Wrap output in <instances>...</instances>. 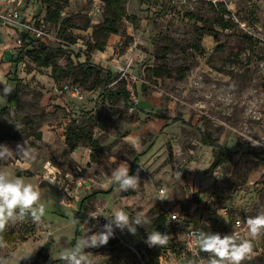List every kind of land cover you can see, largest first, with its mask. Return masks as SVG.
I'll list each match as a JSON object with an SVG mask.
<instances>
[{
	"label": "rangeland",
	"instance_id": "374dc122",
	"mask_svg": "<svg viewBox=\"0 0 264 264\" xmlns=\"http://www.w3.org/2000/svg\"><path fill=\"white\" fill-rule=\"evenodd\" d=\"M43 1L26 0L19 18L12 19L0 0V88L19 90L7 104L8 115L0 116V135L15 140L0 144L15 150L25 143L29 152L28 158L0 161V171L31 172L21 176L47 205L41 222L26 217L5 226L0 259L59 262L63 236L75 238L74 217L81 221L79 240L109 222L89 214L108 215L117 206L130 216L143 214L147 225L137 226L135 234L115 228L106 245L85 249L93 264H147L156 247L145 241L163 213L171 243L182 241L185 226L229 234L241 220L239 238L252 243L244 264H264V234L253 238L246 223L264 214V0H224L221 12L205 3L177 9L158 0H123L134 23L123 15L110 36L100 32L105 20H114L104 0H59L64 8L56 23L45 20ZM23 34L54 50L59 66L69 71L70 60L76 71L57 82L51 69L26 57L12 65L19 51L14 43ZM86 61L104 71L101 87H82ZM104 85L129 91L130 101L103 96ZM4 101L0 94V105ZM70 125L87 128L103 147L98 163L88 143L80 142L74 152L66 147ZM204 132L230 150L228 164L213 168L217 150L202 143ZM136 157L137 187L107 193L115 166L131 167ZM171 213L179 214L178 222L170 221ZM42 250L46 262L39 257Z\"/></svg>",
	"mask_w": 264,
	"mask_h": 264
},
{
	"label": "clouds",
	"instance_id": "9594fccd",
	"mask_svg": "<svg viewBox=\"0 0 264 264\" xmlns=\"http://www.w3.org/2000/svg\"><path fill=\"white\" fill-rule=\"evenodd\" d=\"M0 94L8 96L11 94V89L5 84L3 88H0ZM15 125L19 128L17 124ZM16 156L28 158L29 152L25 143L17 145L15 150L6 144H0V161H7ZM108 161L114 163L111 156ZM93 172L95 169L90 170V173ZM111 182L121 191L134 190L138 185L139 175L130 174L129 164L121 162L112 170ZM165 198L167 197H156V199ZM46 212L47 205L33 183L26 181L22 176H13L7 171H0V231L7 224L26 217H30L34 223H39L45 217ZM89 215L92 218L104 215L109 222L103 225V230L88 233L87 236L75 240L74 243L73 237L65 234L63 236L66 237L63 242L64 247L59 254L62 264H93L85 249L106 245L114 236L115 228L121 231L127 229L135 234L137 226L147 225L143 214L137 213L135 216H130L117 206H113L108 215L103 213ZM246 223L248 232L253 238L264 234V214L249 217ZM145 242L150 247L164 246L168 242V234L158 230L150 231ZM3 246L4 242H0V247ZM185 247L190 253V264H244V261L250 258L252 243L251 240L239 238L234 233L221 234L211 230L206 231L203 227L188 233ZM205 253L206 256L202 255ZM9 259H11L10 256L0 259V264H9Z\"/></svg>",
	"mask_w": 264,
	"mask_h": 264
},
{
	"label": "trees",
	"instance_id": "16d2710c",
	"mask_svg": "<svg viewBox=\"0 0 264 264\" xmlns=\"http://www.w3.org/2000/svg\"><path fill=\"white\" fill-rule=\"evenodd\" d=\"M122 1L123 0H104L109 10H111L114 20H105L103 22V27L100 30L101 33L106 34L107 36H110L111 34H117V25L122 21V19L125 18V20L134 23L135 18L132 16H128L123 11L122 7ZM144 1V0H142ZM44 5L46 6V17L45 20L50 23H56L61 19V14L64 8V4L59 2V0H44ZM124 15V18H123ZM223 29H230L229 24H219ZM23 46L22 48L17 52V54L13 55L11 63L15 67H18L24 60V58H28L30 61H32L38 68H45V69H51V76L55 81H59L65 77H67L69 71H76V68L72 64V62L69 60V64L66 66L69 68V71L66 70V68H62L56 63V55L55 51L50 49L48 46H45L44 44L39 43V40L29 36L28 34H23ZM91 47V46H90ZM95 48V47H93ZM91 47V49H93ZM94 50H104V46H101L99 48H95ZM86 65V68L82 71L80 74V81L82 87L86 89H94L96 87H101V82H103V78L101 77V73L104 71L95 65L87 64V61L84 63ZM83 65V64H82ZM83 67V66H82ZM112 74L111 72H106V78L105 80H110ZM90 80L92 82L90 83ZM90 83V85H89ZM18 84V83H17ZM13 94V95H12ZM19 94L18 88L15 92L9 94L8 96H4V99L6 100L2 105H0V116L6 117L8 115V107L7 104H11L12 99L16 98ZM101 94L103 96H106L107 98L116 99L119 96H122L126 101H130V92L122 89L117 91H111L106 85L102 87ZM66 139L65 144L66 147L69 149V151L74 152L79 143L84 141L89 144L91 151H92V159L95 163L99 162L100 155L103 153L104 149L102 146H100L99 142L93 138L90 132H88L87 128L80 127V126H72L70 125L66 130ZM42 135L38 134L37 139L41 140ZM15 140L13 135H0V141H13ZM203 143L208 146H213L216 148V161L213 164V168L221 167L225 164H228L231 160L232 153L224 146L219 145L216 143L210 135H207L206 133L203 134ZM138 157L135 158V160L131 164L130 174H134L135 167L138 163ZM18 176L25 175V176H32V173L29 171L24 172H18ZM115 188H118L115 184L112 187V190H110L107 193H111ZM95 195H92L89 197V199L94 198ZM88 200V198H86ZM83 200L84 201L86 200ZM81 204L79 208V212L82 211ZM74 222L76 225V233H75V240H78L80 237V229H81V221L78 220V216L74 217ZM234 223V222H233ZM5 228L0 231V241L3 237V232ZM158 230L162 233H166L169 235V227L167 226V217L165 213L158 216V218L155 220L153 224V231ZM155 250H149L150 253H152V258L147 262V264H159V257L162 254V246L158 247L155 246ZM39 257L42 262H46L48 260V254L45 253L44 250L40 252ZM32 264H37V262H33ZM54 264H62V261L55 262Z\"/></svg>",
	"mask_w": 264,
	"mask_h": 264
},
{
	"label": "built area",
	"instance_id": "2783aa9c",
	"mask_svg": "<svg viewBox=\"0 0 264 264\" xmlns=\"http://www.w3.org/2000/svg\"><path fill=\"white\" fill-rule=\"evenodd\" d=\"M26 0H1V2L6 4V10L8 11V16L12 19H17L20 16L21 8L24 6ZM162 5H165L167 8H177L180 9L183 6L193 5L196 3H205L210 7L214 8L217 12H221L223 10V1L224 0H158ZM226 11V9L224 10ZM228 13V12H227ZM226 15V14H223ZM41 24H44V20L39 21ZM37 37L41 36V33L38 32L36 34ZM14 48L20 50L23 46V38L18 37L14 43ZM16 52V51H15ZM47 171V166L45 167ZM51 173V172H50ZM55 177L57 174L52 172ZM53 180V179H50ZM54 182V180H53ZM52 182V183H53ZM61 190V188H59ZM60 204H65V199L62 198L60 200ZM170 221L172 223H176L179 221V214L178 213H171L170 214ZM234 228L236 229L235 232H230L229 234L234 233L237 237H240L242 232L243 223L241 220L234 221ZM192 230H198L197 228H193L192 226H185L183 227V239L180 242H167L166 245L162 246V254L159 257V264H190V253L188 252L187 248L185 247V241L187 239L188 233ZM206 230V229H205ZM207 231V230H206ZM202 255H207L202 254Z\"/></svg>",
	"mask_w": 264,
	"mask_h": 264
},
{
	"label": "crops",
	"instance_id": "0c3cea01",
	"mask_svg": "<svg viewBox=\"0 0 264 264\" xmlns=\"http://www.w3.org/2000/svg\"><path fill=\"white\" fill-rule=\"evenodd\" d=\"M9 30V29H8ZM1 35V34H0ZM3 39V38H2ZM1 40V39H0ZM2 46H4V44H1ZM4 52H6V51H4ZM9 53H10V51H9ZM13 54V53H12ZM14 55V54H13ZM13 55H12V57H13ZM12 57H11V60H12ZM11 60H10V63H11ZM204 133H206V132H204ZM203 133V134H204ZM207 135H210V134H208V133H206ZM211 137V136H210ZM212 138V137H211ZM203 139V138H202ZM214 140V139H213ZM215 141V140H214ZM216 143H218L217 141H215ZM202 143H203V141H202ZM204 144V143H203ZM219 144V143H218ZM205 145V144H204ZM220 145V144H219ZM205 146H208V145H205ZM221 146H223V145H221ZM208 147H213V146H208ZM225 147V146H224ZM215 148V147H214ZM228 149V148H227ZM229 150V149H228ZM230 151V150H229ZM100 161V160H99ZM139 162V161H138ZM130 169H131V167H130ZM113 187V186H112ZM116 189V188H115ZM111 190H112V188H111ZM110 194V193H109ZM95 198V197H94Z\"/></svg>",
	"mask_w": 264,
	"mask_h": 264
},
{
	"label": "water",
	"instance_id": "95a60500",
	"mask_svg": "<svg viewBox=\"0 0 264 264\" xmlns=\"http://www.w3.org/2000/svg\"><path fill=\"white\" fill-rule=\"evenodd\" d=\"M14 102H15V101H13V104H14ZM45 248H46V249H49V248H50V245H47Z\"/></svg>",
	"mask_w": 264,
	"mask_h": 264
},
{
	"label": "bare ground",
	"instance_id": "6f19581e",
	"mask_svg": "<svg viewBox=\"0 0 264 264\" xmlns=\"http://www.w3.org/2000/svg\"><path fill=\"white\" fill-rule=\"evenodd\" d=\"M48 181L53 182V180L48 179Z\"/></svg>",
	"mask_w": 264,
	"mask_h": 264
}]
</instances>
